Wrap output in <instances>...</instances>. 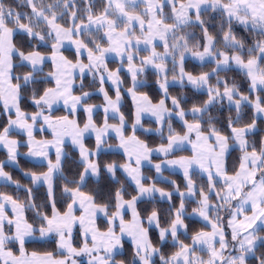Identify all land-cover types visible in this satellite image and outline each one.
<instances>
[{
	"label": "snow or ice",
	"instance_id": "6c2138e0",
	"mask_svg": "<svg viewBox=\"0 0 264 264\" xmlns=\"http://www.w3.org/2000/svg\"><path fill=\"white\" fill-rule=\"evenodd\" d=\"M19 2L30 11H17L0 0V117L4 118L0 147L7 153V159L0 161V180L23 188L26 199L0 191V264H79L78 257H87V264H126L117 259L125 237L134 246L131 264H249V256L255 264H264L260 251L264 248V141L257 148L249 138L257 118L264 116V0ZM210 14L219 18L215 32L203 18ZM235 25L253 35L251 46L236 35ZM17 35L23 37L19 45ZM66 43L74 49L72 58L65 55ZM142 51L147 54L140 55ZM110 55L119 58L120 67L109 69ZM189 57L200 67L210 65V70H187ZM125 65L130 76L127 87L120 75ZM149 68L163 97L157 102L140 91ZM230 72L243 73L248 94L229 78ZM88 77L91 83L85 84ZM109 82L113 95L105 87ZM174 85L206 98L186 107V96L170 93ZM96 92L103 98L101 105L88 103ZM124 93L134 104L131 124L121 111ZM25 101L35 111L25 110ZM61 104L68 114L57 116L54 108ZM225 105L230 113L228 134L216 127L219 121L211 114ZM246 108L253 118L242 123ZM80 109L86 114L83 122L76 115ZM97 109L103 114L99 123L94 119ZM146 116L155 127L144 126ZM174 118L182 122L180 130L173 127ZM138 129L155 132L162 142L150 146L137 135ZM37 130L50 131L52 138L37 139ZM19 134L26 139L15 138ZM89 134L94 135L93 147L85 144ZM110 138L117 143H110ZM65 140L79 152V168L70 176L64 172ZM22 143L26 155L46 162V170L24 173L31 186L21 185L5 171L9 162L18 165ZM185 145L191 154L178 155ZM112 148L122 151L123 163L101 159L102 152ZM233 148L240 156L238 166L230 171ZM146 164L161 181H168L170 190L145 175ZM177 168L182 170L183 190L164 175ZM197 170L206 176V183L197 184L193 178ZM118 171L134 185L135 194L123 185L85 191L88 182L99 181L102 173L120 184ZM58 181L67 197L63 210L57 207ZM39 186L46 187L43 205L33 198ZM189 200L196 204L191 215L201 218L209 230L195 231L186 243L180 235L188 231ZM144 201H166L168 208L153 207L142 217L137 205ZM47 206L50 213L40 210ZM26 208L35 212L32 222ZM129 213L130 219H125ZM98 217L106 221L103 229ZM145 224L158 229L162 246L170 239L176 250L164 253L152 242ZM225 227L230 229L228 235ZM74 230L79 247L73 243ZM49 238L59 255L26 248L29 241Z\"/></svg>",
	"mask_w": 264,
	"mask_h": 264
},
{
	"label": "trees",
	"instance_id": "16d2710c",
	"mask_svg": "<svg viewBox=\"0 0 264 264\" xmlns=\"http://www.w3.org/2000/svg\"><path fill=\"white\" fill-rule=\"evenodd\" d=\"M6 5H10L13 8H15L17 11H24V12H28L30 11L29 8H27L26 6H23L20 4L19 0H4ZM215 14H210L207 15L205 17H203L208 26H209V30L212 32L217 31V26L219 24V18H213ZM194 31H196L197 35H199V29H195ZM234 31L236 33V35L239 38H242L245 40V42L251 46L252 40H253V35L249 34L248 32H246L242 26L240 25H235L234 26ZM14 39L16 40V42L18 43V45L20 43L23 42V37L21 35H17L16 37H14ZM46 50V49H45ZM158 51H162V49L158 48ZM73 49H65V55L69 56V58H72V54H73ZM120 61L118 60H110L108 62V67L109 69H115L117 67H120ZM186 68L189 71H209L211 66H207V67H200L198 65V63L192 61L190 58L187 60L186 62ZM121 78L124 81V85L125 87L130 85V76L128 75L127 71L125 68H123L121 70ZM229 78H234L237 82V84L240 85L241 91L244 92L245 94H248V85H247V80L244 78L243 73H237V72H230L229 74ZM145 78H146V82L140 87V91L147 93L150 98L153 100V102H157L159 99L163 98L156 83V77L154 75V70L149 69L146 71V73L144 74ZM77 83H79V81H77ZM91 83V78L88 77L85 80V84H90ZM50 86V85H48ZM86 90L88 91H93L92 88H87ZM109 94L113 95L114 92L111 88L108 89ZM169 91L172 95L175 96H180V95H184L186 96L187 100H186V107H191L192 103H198L200 100L205 99L206 97L202 94V93H195L193 94L191 89L185 88V89H181L179 87V85H174L171 86L169 88ZM77 94L78 91H77ZM88 103L91 104H96V105H101L103 104V98L101 95L99 94H94L92 95L89 100ZM23 107L25 108V110L29 111V112H33L35 111L34 106H32L31 104H29L27 101H25ZM121 111L125 114V116L127 117L129 124H131V122L134 119V106L130 100V98L126 95V93H124V101L121 107ZM55 115L57 116H61V115H67L68 113L64 110V109H57L54 110ZM211 114L216 117V119L219 121V123L216 124V127L220 128L225 134H228V128H227V117L229 116V111L227 106L225 105L224 108H220L218 110H211ZM231 115H235L234 113H231ZM103 118V114L101 111H98L95 114V120L99 123L100 121H102ZM253 118V113L251 111V109H244L243 113H242V123H249L251 122ZM78 119L83 122L86 119L85 113L83 110H80L78 112ZM189 119H191V116H189ZM4 122V118L1 117L0 119V124H2ZM173 123V127L176 128L177 130H180L182 127V124L177 120V119H173L172 121ZM257 123L259 124V130L253 134H251L249 136L250 141L255 143L257 148L260 147V144L262 141H264V122L261 119L257 118ZM144 125L147 127H155V123L152 120H145L144 121ZM206 126V125H205ZM43 133L38 131L36 132V136L37 137H41ZM44 134L46 135L47 138H50L51 135L48 132H44ZM130 134V132L128 133ZM137 135L140 136L141 139H145L150 146H157L159 143H161V138L159 135L157 134H148V133H144L142 130H138L137 131ZM15 138H18L20 140H25L26 137H24L22 134L17 135ZM110 142L113 143L114 140L113 138H110ZM94 139L89 138L86 140V144L89 147H93L94 146ZM66 152H67V156L65 158V164H64V172L65 175H72L75 171L78 170L79 168V156L77 154V152L75 150H73V148L69 145L65 146ZM21 153L22 155L27 153V146L26 145H22L20 147ZM188 151H180L177 154L178 155H184V154H188ZM240 156V152L238 151V149H234L233 151H231L230 155H229V170L231 171V168L233 165L238 166V157ZM54 159V157H52ZM7 159V154L6 152L0 150V161H5ZM101 159L104 161H118L120 163H123L125 160L124 155L120 154V153H102L101 154ZM46 170V165L44 164H36L33 163L31 161H29L26 157L21 156L19 158V168H15L12 166L7 165L5 168V171L9 172L13 179L18 181L21 185L24 186H31L30 185V181L29 178L25 177L23 172H27V171H43ZM145 174L149 177H151L153 175V171L150 170L149 168L145 169ZM169 177H171L177 184L180 185L181 189L184 188V179L182 176H180L179 174H175V173H168L167 174ZM197 184H204L206 183V179L203 178L202 176H200L199 174L194 175L193 177ZM118 179L120 181V184H117L115 181L111 180V178L108 176L107 173H102V177L99 181L97 180H90L88 182V187L85 189V191H92L95 188H103L105 191H107L108 189H113L116 187H119L121 185H123V187H125L127 189L128 193L131 194H135L134 188L133 186L129 183V181L122 176V174H118ZM61 183L60 181L57 182L56 184V188H55V193L57 196V207L60 208L61 210H63L64 207V200L67 199L66 196L63 195L62 191H61ZM161 185L165 186L166 188H171V185L169 183H164V182H159ZM0 191L6 192L10 195H13L14 197H19L22 201L24 199H26V193L24 191L23 188L17 189L16 186L14 184H3L0 183ZM46 197V188L44 186H39L34 188L33 190V198L35 199L37 205H43L44 200ZM127 198V196H126ZM176 198L174 196L173 198V203H176ZM187 209L189 211H191L192 208L196 207V204L191 202V200H189L186 203ZM156 207V208H160V209H167L168 208V203L165 201H159L157 203H153L151 201H144L138 204V209L141 212V216L142 217H146L147 211L146 210H150L151 208ZM41 211H45V212H49L50 213V206L47 207H42L40 208ZM25 215L27 217V219L29 220V222H32L34 216H35V212L32 209H27L25 210ZM227 217V213L225 212V216L224 219H226ZM105 223L106 221L104 219H99V226L103 229L105 227ZM186 223L188 224V231L187 233H182L180 235V239L184 240L186 243H189V239L188 237L193 234L195 231L198 230H207L208 228L205 226L204 223H202L201 221L195 219V218H191V217H187L186 219ZM264 234V233H261ZM150 237L152 239V242L157 246V247H161L162 251L166 254H171L173 251H175V247H173V242L171 240H168L166 242L165 245H161L158 242V230L156 228H150ZM73 243L75 246L79 247L80 246V239L79 237H77L76 235V230H74V239H73ZM26 248L28 249L29 252L31 251H39V252H45V251H52L54 252V254L59 255L58 253V249L54 243V240L52 238H49L47 241H42L39 243H34L29 241L26 244ZM133 250L134 247L133 245L125 240L124 242V251L122 254H120L117 259H122L126 262V264H131V261L133 259ZM15 251V249H14ZM260 251H264V248L260 249ZM204 254V253H203ZM257 255H259V252L256 253ZM81 264H86L84 259H80ZM248 261L249 264H255V260L253 256H249L248 257ZM158 264V261H157Z\"/></svg>",
	"mask_w": 264,
	"mask_h": 264
},
{
	"label": "crops",
	"instance_id": "0c3cea01",
	"mask_svg": "<svg viewBox=\"0 0 264 264\" xmlns=\"http://www.w3.org/2000/svg\"><path fill=\"white\" fill-rule=\"evenodd\" d=\"M65 49H73V47H72L70 44H67V43H66V45H65ZM73 50H74V49H73ZM115 60L120 61L119 58H116ZM109 61H110V60H108V62H109ZM194 62H195V61H194ZM122 69H123V68H122ZM105 87H106L107 89L111 88V89L113 90V87H112V85H111L110 82H109V83H106ZM95 94H99V93L96 92ZM99 95H100V94H99ZM126 95L130 98V100H131V102H132V104H133V101H132L131 97H130L127 93H126ZM123 101H124V98H123ZM123 101H122V104H123ZM133 106H134V104H133ZM169 107H171L170 104H169ZM80 110H83V109H80ZM80 110H79V111H80ZM65 111L68 112L67 108H65ZM79 111H78V112H79ZM98 111H101V110H100V109H97L96 112H95V114H96ZM78 112H77V114H76V115H77V118H78ZM101 112H102V111H101ZM95 114H94V119H95ZM85 116H86V114H85ZM258 119H261V120H263V122H264V118H263V117H259ZM145 120H152V118L146 116V117L144 118L143 122H144ZM152 121H153V120H152ZM153 122H154V121H153ZM180 123H181V122H180ZM181 124H182V123H181ZM144 126H145V125H144ZM145 127L147 128V126H145ZM138 130H140V129H138ZM138 130H137V131H138ZM258 130H259V124L257 123L256 129H255L252 133H250V135L253 134V133H255V132H257ZM37 131H38V130H37ZM46 132H48V133L51 134L50 131H46ZM42 133H44V132H42ZM148 134H156V133H155V132H152V133H148ZM51 138H52V137H51ZM51 138H43V139H51ZM89 138L94 139V135H92V134L87 135L86 138H85V144H86V140L89 139ZM37 139H41V138H37ZM113 140H114V142H113L112 144H116V143H117V140H116L115 138H113ZM94 141H95V139H94ZM110 143H111V142H110ZM66 145L71 146V147L73 148V150H75V151L77 152L78 156H79L78 149H77L75 146H73L69 140H65V143H64V151H65V152H66V150H65V146H66ZM86 145H87V144H86ZM234 149H235V148H233V150H234ZM0 150H3V151L6 152V149H4L3 147H0ZM233 150H232V151H233ZM180 151H188V152H189L188 154H184V156H187V155H190V154H191V148H190V146H188V145H185L182 149L178 150V152H180ZM19 152H20V149H19ZM52 153H54V150H53ZM66 153H67V152H66ZM102 153H120V154L124 155V154L122 153L121 150L116 149V148L107 149V150H105V151L102 152ZM230 153H231V152H230ZM20 155H21V154H20ZM20 155L18 156V159H19ZM26 158H27L29 161L33 162V163H36V164H44V165H46V162H45L44 160H42V159L33 158V157L28 156V155H26ZM65 158H66V157H65ZM9 164L12 165V166H14V167H19V164L17 165V164H15V163H11V162H9ZM150 167H151L150 165H147V164L145 165V169H146V168H149V169H150ZM152 171H153V175L151 176L152 178L156 179V180L159 181V182L168 183V181H161L160 177L155 175L154 170H152ZM23 173H25V172H23ZM119 173L122 174V176L126 178L125 174H124L122 171H118V172H117V178H118V174H119ZM168 173L179 174L180 176L183 177L182 170H180V169H178V168H177V169H168V170H166L165 173H164V175L168 177V180H173L171 177H169V176L167 175ZM197 174H202V173H199V171L197 170ZM145 175H146V174H145ZM146 176H147V175H146ZM25 177H27V176H25ZM27 178H28V177H27ZM203 178H204V177H203ZM126 179H127V178H126ZM183 179H184V178H183ZM205 179H206V178H205ZM94 180H95V179H94ZM127 180H128V179H127ZM128 181H129V180H128ZM0 183H3V184H11V183L6 182V181H4V180H0ZM129 183H130V184L133 186V188H134V185L131 183V181H129ZM158 186H160V187H165V186L161 185L160 183H158ZM44 187H45V186H44ZM165 188H166V187H165ZM166 189H169V188H166ZM169 190H170V189H169ZM182 190H183V189H182ZM165 202H166V201H165ZM137 207H138V205H137ZM188 212H189L188 217L195 218V219L201 221L202 223H204V222L202 221V219L199 218L198 216L191 215V211L188 210ZM248 214H251V213L249 212ZM228 218H229V217H228V215H227V217H226L225 220H227ZM99 219H104V218H103V217H98V219H97V223H98V225H99ZM125 219H130V213H129L128 215H126ZM104 220H105V219H104ZM185 223H186V221H185ZM204 224H205V223H204ZM144 226L149 228V236H150V228H156L155 226H149V225H147V224H145ZM156 229H157V228H156ZM157 230H158V229H157ZM207 230H209V229H207ZM225 232H226V235H228V234L230 233V229H228L227 227H225ZM73 234H74V233H73ZM150 238H151V237H150ZM229 238H230V235H229ZM125 240L129 241V242L132 244L130 238L125 237ZM169 240H170V239H169ZM132 245H133V244H132ZM133 247H134V246H133ZM123 251H124V247H123V249L120 251V254H122ZM58 253H59V250H58ZM82 258L84 259L85 263L87 264V257H78L77 259H78V261H79V264H81L80 259H82Z\"/></svg>",
	"mask_w": 264,
	"mask_h": 264
},
{
	"label": "rangeland",
	"instance_id": "374dc122",
	"mask_svg": "<svg viewBox=\"0 0 264 264\" xmlns=\"http://www.w3.org/2000/svg\"><path fill=\"white\" fill-rule=\"evenodd\" d=\"M168 11H169V9L166 8V9H165V12H168ZM146 54H147V53H145V52H143V51L140 53V55H146ZM116 58H118V57H116L115 55H110V56L108 57V60H115ZM189 58H190V57H189ZM189 58H188V59H189ZM190 59H191V58H190ZM192 61H193V60H192ZM196 63H197V62H196ZM124 68L126 69V65L124 66ZM149 69H151V68H149ZM149 69H148V70H149ZM152 70H153V69H152ZM61 108L65 110L66 107H65L64 105L61 104V105H57V106L54 108V110L61 109ZM67 113H68V112H67ZM262 117L264 118V116H262ZM0 119H1V117H0ZM177 120H178L179 122H181L179 119H177ZM143 123H144V122H143ZM181 123H182V122H181ZM38 131H39V130H38ZM38 131H37V132H38ZM44 132H46V131H44ZM49 134H50V133H49ZM50 135H51V134H50ZM51 137H52V136H51ZM51 137H50V138H51ZM36 138H39V137L36 136ZM40 138H47V137H46V135L43 133V134L41 135ZM17 139H18V138H17ZM22 145H25V144L22 143L21 146H22ZM65 150H66V149H65ZM2 151H3V150H2ZM4 152H5V151H4ZM6 154H7V153H6ZM20 154H21L20 157H21V156L26 157V154L22 155L21 150H20ZM51 155H52V157H54V159H55L54 153H52ZM20 157H19V158H20ZM52 159H53V158H52ZM54 159H53V160H54ZM18 164H19V159H18ZM7 165L12 166V165H10L9 163H8ZM12 167H14V166H12ZM15 168H19V167H15ZM23 174H24V173H23ZM199 175L202 176V177H204V178H206V176L203 175V174H199ZM24 176H25V175H24ZM45 188H46V187H45ZM187 206H188V205H186V207H187ZM221 215L224 217V216H225V212H222ZM73 236H74V234H73ZM198 254H200V255H204L202 252H201V253H198ZM205 258H206V256H205Z\"/></svg>",
	"mask_w": 264,
	"mask_h": 264
}]
</instances>
